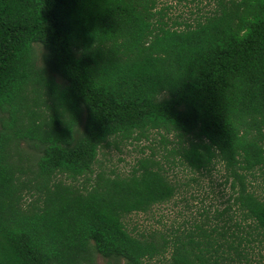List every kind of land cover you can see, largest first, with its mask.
I'll return each mask as SVG.
<instances>
[{"label":"trees","instance_id":"trees-1","mask_svg":"<svg viewBox=\"0 0 264 264\" xmlns=\"http://www.w3.org/2000/svg\"><path fill=\"white\" fill-rule=\"evenodd\" d=\"M158 2L0 0V264L264 253V196L252 189L264 190V0H214L193 23H170ZM144 142L128 175L96 172L102 149ZM219 163L226 211L240 213L223 231L127 229V216L178 195L172 165L202 174Z\"/></svg>","mask_w":264,"mask_h":264},{"label":"rangeland","instance_id":"rangeland-1","mask_svg":"<svg viewBox=\"0 0 264 264\" xmlns=\"http://www.w3.org/2000/svg\"><path fill=\"white\" fill-rule=\"evenodd\" d=\"M162 8L167 9V18L172 19L170 23L176 20L193 23L201 15L213 10L214 0H159L158 9ZM37 48L40 57L43 50L40 46ZM156 139V143H158L160 137L157 136ZM146 145H150V143H128L119 148L112 145L102 149L95 167L96 172H105L113 176L128 175L137 160L144 156L142 149ZM156 148L158 152H163L162 145H157ZM150 152L149 149L146 150L147 154ZM168 176L180 185L181 189L178 195L172 201L157 205L147 213H133L127 216L124 222L131 233L154 235L158 239L162 235L173 239L175 236L187 237L188 234L193 233L198 238L200 230L197 226H201L209 232L214 227L223 231L225 220L229 217L234 221L240 218V213L234 211L237 209L236 207L226 211L233 205L234 200L233 191L226 183V172L222 164L219 163L212 172L202 174L172 165L168 170ZM253 183L252 189L258 195L264 196L260 181L256 180ZM30 199L28 196L26 203H29ZM220 214L223 215L220 217ZM249 252L245 253L248 256L246 259H242L241 264H264V253H260L259 249L249 250ZM169 256L170 252L168 251L163 258L156 257L148 264H162L161 261ZM94 264L117 263L109 262L101 255L95 254Z\"/></svg>","mask_w":264,"mask_h":264}]
</instances>
